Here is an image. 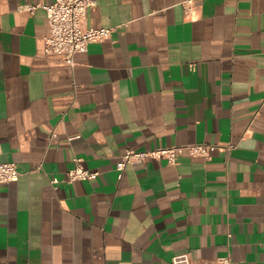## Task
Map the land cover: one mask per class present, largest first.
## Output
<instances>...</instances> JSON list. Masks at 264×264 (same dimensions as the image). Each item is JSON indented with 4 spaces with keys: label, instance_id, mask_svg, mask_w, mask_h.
<instances>
[{
    "label": "crops",
    "instance_id": "crops-1",
    "mask_svg": "<svg viewBox=\"0 0 264 264\" xmlns=\"http://www.w3.org/2000/svg\"><path fill=\"white\" fill-rule=\"evenodd\" d=\"M54 0H0V264H264V0H98L112 39L48 55ZM185 148L178 163H117ZM100 174L68 180L75 159ZM53 179H58L57 183Z\"/></svg>",
    "mask_w": 264,
    "mask_h": 264
},
{
    "label": "built area",
    "instance_id": "built-area-1",
    "mask_svg": "<svg viewBox=\"0 0 264 264\" xmlns=\"http://www.w3.org/2000/svg\"><path fill=\"white\" fill-rule=\"evenodd\" d=\"M195 1L188 0L187 14L193 11ZM97 4L98 0H54L50 3H41L38 6L30 7L32 11L42 7L47 12L49 29L45 40L48 55H58L65 62L74 65L77 53L89 51L92 44L112 39L113 28L88 26L89 12ZM185 148H188L194 156L209 158L215 146L209 143H195L187 146L175 145L149 150L130 149L117 163L119 177L123 176L128 165L148 159H165L168 163L176 165ZM75 163L68 173L70 182L93 180L100 174L99 171L86 168L81 158H76ZM20 176L21 172L15 163L0 161V187L17 181ZM53 182L57 183L58 179H53ZM217 262L218 264H234L229 256L221 257ZM173 264H194V259L190 253H182L173 258Z\"/></svg>",
    "mask_w": 264,
    "mask_h": 264
}]
</instances>
